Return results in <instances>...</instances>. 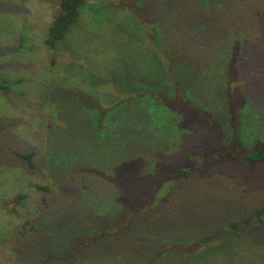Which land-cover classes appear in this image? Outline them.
<instances>
[{"label":"rangeland","instance_id":"rangeland-1","mask_svg":"<svg viewBox=\"0 0 264 264\" xmlns=\"http://www.w3.org/2000/svg\"><path fill=\"white\" fill-rule=\"evenodd\" d=\"M223 1L88 0L106 12L85 7L83 30L70 39L76 51L66 53L44 42L59 0H0V79L9 86L7 93L0 88V264H69L89 239L94 209L117 215L124 186L146 188L148 181L157 188L141 203L149 208L186 183L145 225L100 251L89 248L75 264H264V218L255 224L253 215L264 204V162L238 158L264 137V4ZM141 18L158 23L155 41ZM235 33L244 46L228 93L223 77ZM154 44L179 58L189 51L176 76L217 117L242 121L237 131L221 128L229 137L206 153L205 165L191 157L220 136L198 125L182 136L177 113L141 96L171 89ZM13 149L35 150V167ZM223 153L229 161L216 160ZM178 166L191 176L183 179ZM245 217L251 227L228 225ZM203 234L221 238L220 247L191 240ZM201 248L210 250L194 256ZM56 251L69 258L55 260Z\"/></svg>","mask_w":264,"mask_h":264},{"label":"trees","instance_id":"trees-1","mask_svg":"<svg viewBox=\"0 0 264 264\" xmlns=\"http://www.w3.org/2000/svg\"><path fill=\"white\" fill-rule=\"evenodd\" d=\"M242 1L246 2L250 0H242ZM256 1H260L261 3L264 4V0H256ZM226 2H228L227 5H230L233 2V0L223 1V3ZM88 4H89L88 0H59V9L54 15L50 24L48 25L44 38L45 45L49 49L58 51L66 48L65 51L66 53L76 51L75 49H72L71 47L72 44L70 42V39L74 37L73 34L78 33L80 30H83L80 27L82 22L83 11L85 7H88L93 12V14L95 13L94 10H96L97 8H99V10L102 13L106 12L105 11L106 8L104 6L98 7L96 5H91V4L88 5ZM142 21L147 30V34H146L147 37L155 41L158 35L157 27H156L158 23L156 24V22H154L151 18H147V19L145 18V20ZM233 37H234L233 40L234 43L231 47L232 52L230 54L231 55L230 59H232L230 61L231 65L229 70L225 71L223 77L227 92L230 82L231 84L233 83L232 81L233 79L231 80V75L235 67L233 65L234 58L238 57L240 50L244 46L241 40V36L238 33H235ZM151 43H152L151 46H153V41ZM151 46L149 45V47ZM153 48H154V53H152L153 51L151 52V49H148V51L151 52L152 54L155 55L157 54L156 55L157 58L158 57L162 58L161 59L162 64L161 62L158 63L160 66V71L166 75V78H168V81L171 83V89H169L165 85H164L165 87L161 85L160 88L158 89L157 88L146 89L143 92V94H141V96H144L154 101H158L161 105H164L165 107H169L173 112L177 113L181 118V122H182L180 123L182 124L181 127L184 128L182 129V133H183L182 136L187 134L188 129L191 128L192 125H198V127L200 128L202 126L201 130H205V129L208 130L209 128L213 136L215 137L220 136V141H218L217 144L211 145L212 143H210L204 147V151L200 155L191 157L193 165H197V166L205 165L203 158L206 156V153L210 151V149L212 148L215 149L219 148L220 145H222L225 141H227L226 138L229 137L228 134H227L228 137L225 136L221 128L223 127L226 132H228L229 127H232L233 130L237 131L238 124L240 123L242 124V121L241 122H238V120L233 121L230 118L224 120L222 117L220 118V116L217 117L216 113L212 109H210L209 107H205L203 103H199L198 99L192 92H190L189 88L183 85V80L178 76H176V71L180 70L179 69L181 67L180 64H183V61H187L182 59V57L184 58V54L189 53V51L187 50L182 51L181 57L179 58L178 55L176 56L172 55L170 50L166 49L165 47H160L159 44L158 45L154 44ZM67 49L69 51H67ZM187 55L188 54H186V58L188 57ZM188 62H186V64L189 66ZM4 80L5 79L3 80L0 79V88L7 93L9 91V86L3 83ZM104 81L108 82V80H104ZM106 92H112L111 94H113V91L107 90L105 88L103 93ZM229 97H230L229 101H231L233 105L236 106V101L234 100V98L231 97V94L229 95ZM113 101H114V97H113ZM97 104H96L97 106L103 105L106 107L110 105L109 103H97ZM240 116L242 117L241 113ZM214 118L221 119L218 125L214 123ZM230 137L233 140L238 139L236 135H232ZM256 140H257L256 142L255 141L254 142L252 141L251 143L248 142L247 144L248 146L246 148H243L242 154L238 157L240 161H245L247 164L264 162V137ZM11 153L20 160L24 161L30 169H33L35 167V160H34V157L36 155L35 150L22 152L20 150L13 149L11 150ZM229 158L230 157H228L225 153H223L221 156L218 154L216 160L218 161L225 159L229 161ZM185 167L178 166L176 168L177 173L183 175L182 176L183 179L184 178L186 179L192 174V169H186ZM156 171L157 170L155 168V172ZM156 173L158 174V172ZM181 181L182 180H180V182ZM184 183H186V181H184L183 184ZM183 184L178 183L177 186H175L170 192L164 193L161 198L158 197V200L155 202L154 205H152L151 208H149V205H142L141 203L148 200L153 194L156 193V189H157L156 183L152 184V182L150 183V181H148L146 184V188H141L138 185L130 186L126 184L128 185V186H124L126 187V189L124 188L126 193L116 203V206L119 208L117 215L111 216L109 214L112 211L111 207H109V209L104 208L103 209L104 212H102V208L96 209V211L94 209L95 214H93L94 215L93 218L90 219L92 223L90 226L91 228L84 235V237L89 239L83 242L84 248L83 250H81V254H79L78 258L75 259L74 261L71 260L69 264H75V262L79 260L80 255L84 254L86 250H88L89 248L94 252H96L97 250L100 251L101 246L104 243L109 242L111 239H116L121 234L122 235L130 234L132 233L133 229H137L142 225H145L146 221L150 220L153 216L155 217L157 213H159V210L162 208V206L165 205L166 202H168L169 199L173 196L175 190L183 186ZM20 196H24V195H20ZM253 215H257L259 217V220L255 221L256 222L255 224H257L258 221L263 222L264 217L262 216L264 215V204L255 208ZM112 221H116L118 224L116 223L114 224V222ZM128 222H130L131 225L130 224L128 225L127 224ZM111 223H113L112 228H110L112 225ZM243 224L251 227L252 226L251 219L245 217L241 221H233L228 225H231L232 228L237 229L240 227V225ZM114 225H118V227H114ZM117 229L119 230V232L117 231ZM218 235L221 236L223 239L227 238L226 235H222L220 232H218ZM210 236L211 235L203 234L191 240L196 239L198 240L199 243L202 241L206 242L209 239L213 241V244H215L217 242L218 236L216 235L211 237ZM77 238L78 236L75 237V239ZM84 239L85 238H83V240ZM75 242L76 241H73L71 244L73 243L75 244ZM221 242L222 239L220 238V242L216 243L217 245L215 247L219 248ZM69 247H71V245ZM209 250L210 248L208 249L201 248L199 252L196 251V253H194V256H199L200 253L201 254L208 253ZM56 252L57 253H55L54 255L55 260L69 258L66 257L69 255L68 253H64L61 251H56Z\"/></svg>","mask_w":264,"mask_h":264}]
</instances>
